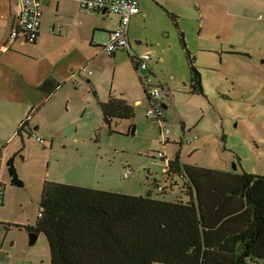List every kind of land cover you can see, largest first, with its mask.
<instances>
[{
    "label": "rangeland",
    "instance_id": "obj_1",
    "mask_svg": "<svg viewBox=\"0 0 264 264\" xmlns=\"http://www.w3.org/2000/svg\"><path fill=\"white\" fill-rule=\"evenodd\" d=\"M198 1L203 7L205 4V14L200 13L202 19L188 21L183 32L201 73L204 95L189 92V61L178 33L170 41L172 51L166 52L175 78L157 57L153 60L163 71L159 80L174 99L168 110L172 129L179 131V121L184 119L186 137H199L183 147L176 142L160 143L159 123L146 118L145 93L137 87L138 80L130 83L136 75L127 56L119 68L123 77L113 86L114 61L100 51L97 63L105 67L103 75L89 68L99 73L97 100L84 81L86 74L76 76L81 83L78 89L69 83L61 91L63 98L53 113L59 121H45L65 134L54 141V150L27 133L18 135L16 122L25 109L19 107L36 99L31 84L45 67L15 55V59H9L13 69H0V184L4 187L0 264H50L47 238L41 233L36 244L30 245L28 230L37 223L45 182L131 196L150 193L176 202L178 198L187 199L179 193L182 179L168 171L169 160L179 153L181 165L264 174V0ZM130 39L135 45L136 40L132 36ZM210 50L217 53L210 54ZM238 51L241 55L234 54ZM110 91L117 97L126 95L132 104L137 99L143 101L141 107L136 106L132 121H117L110 128L104 125L100 102L108 100ZM66 97L70 98L68 107ZM14 129L16 137L11 136ZM173 139L178 140L176 135ZM158 152L165 154L164 160ZM11 158L22 188L10 183L7 166Z\"/></svg>",
    "mask_w": 264,
    "mask_h": 264
},
{
    "label": "trees",
    "instance_id": "obj_2",
    "mask_svg": "<svg viewBox=\"0 0 264 264\" xmlns=\"http://www.w3.org/2000/svg\"><path fill=\"white\" fill-rule=\"evenodd\" d=\"M172 21L189 61V92L203 96L201 73L178 17L173 16ZM130 58L139 72V57ZM144 78L141 83L150 106L161 108V120H153L161 131V123H168L163 100L172 97L171 91L155 85L161 94L152 98ZM100 109L109 128L114 122L135 118V108L114 94L100 103ZM23 125L20 136L26 133ZM180 156L168 162V171L182 179L179 193L186 200L174 202L150 193L131 196L45 182L37 223L28 230L47 238L50 264L264 263V174L236 175L235 171L181 165ZM7 168L11 185L22 188L14 158ZM0 193L3 205L2 184Z\"/></svg>",
    "mask_w": 264,
    "mask_h": 264
},
{
    "label": "crops",
    "instance_id": "obj_3",
    "mask_svg": "<svg viewBox=\"0 0 264 264\" xmlns=\"http://www.w3.org/2000/svg\"><path fill=\"white\" fill-rule=\"evenodd\" d=\"M42 1L43 13L39 37L35 44H25L22 37L15 39V41H11L9 37L10 32L18 25L19 13H21V0H0V69H13L9 59L11 57L15 59V55L20 56V58L25 57V59L35 62V64L42 63V67H45L44 71L39 73L33 81L31 80L33 78L26 76L24 73L22 74L24 78L28 77L32 81L31 86L36 89V99L33 102L31 99L19 107V109L22 107L25 109L20 112L19 117H16V122L17 131L20 130L21 124L26 122L22 131H25L30 136L32 131H34L38 137L45 139L44 145H49L50 149L54 150V141L62 139L65 134L59 130L56 131L53 126H48L45 121L46 119L53 120V122L59 121V117L55 118L53 113L57 112V102L63 98L61 91L69 83L72 84L73 89H78L81 85L80 81L76 79L78 75L86 74L85 83L92 90L91 94L93 97L95 99L98 97L99 73L94 74L89 68L91 67L95 71L99 70L101 76L103 75L105 67L97 63V60L101 56L100 51H103L102 47L107 43L110 34L116 30L119 19L116 15L84 13L80 11L78 3L73 0ZM138 5L139 14L133 16L130 23L129 41L131 47L128 51L115 52L109 58L114 61L111 73L113 86L117 78L121 79L123 77V73L119 71V68L124 56H127L130 59L129 64L136 75L135 78H131L130 83L136 84L138 80L137 87H140L145 93L141 78L149 74L152 75L154 85L165 87L159 80V76L163 71L158 67L157 62H153L155 57H157L161 65L170 70L172 78H175L168 61L171 57L166 54L167 50L172 51L173 45L170 44V41L176 38V33H179L172 21L173 16L178 17L181 31H184L183 28L186 27L188 21L192 19L197 21L201 17L200 13L204 16L205 13L202 9L205 8V4L203 7L198 0H138ZM131 36L136 40L135 45L131 42ZM146 52L150 53L151 57L149 73L136 72L130 56L138 57ZM215 52L217 53L214 50L209 51L210 54H215ZM234 54L241 55L239 51ZM167 90L170 91V89ZM93 92L96 96H94ZM115 93L110 91L108 95H116ZM120 97L135 109L137 108L136 106L141 107L143 105V101L140 99H137L132 104L126 95H121ZM170 98H165L163 103L166 109L164 117L172 129L168 110L171 108L169 102H173L174 99ZM64 99L67 101L66 107H68L70 98L66 97ZM145 99L149 109L150 104L146 95ZM11 108L13 110V107ZM179 122L182 123L179 131L172 129L173 136L176 135L178 140H174L172 136L169 143L176 142L179 144L186 134V120L180 119ZM17 131L14 129L11 136L16 137ZM157 189L161 190V187L158 186Z\"/></svg>",
    "mask_w": 264,
    "mask_h": 264
},
{
    "label": "built area",
    "instance_id": "obj_4",
    "mask_svg": "<svg viewBox=\"0 0 264 264\" xmlns=\"http://www.w3.org/2000/svg\"><path fill=\"white\" fill-rule=\"evenodd\" d=\"M79 5L80 11L92 14L103 13L118 16L119 22L115 31H113L107 43L102 47L103 51L112 55L115 52L128 51L130 46L129 32L131 18L139 14L138 0H73ZM43 13L42 0H21V13H19V21L16 28L10 32V40L22 37L25 44H35L39 37V29L41 27V18ZM139 57V72L149 73V63L151 60L150 53L138 56ZM82 69V68H81ZM144 83L149 87V93L152 98H158L161 94L160 90L155 87L152 81V76L147 75L144 78ZM146 118L148 120H161L162 112L160 107H152L147 110ZM26 123V122H24ZM22 125V124H21ZM24 126V125H23ZM160 143L166 145L173 136V131L169 123L162 122L160 125ZM31 137L35 138L37 143L44 145L45 139L38 137L32 131ZM193 140H198V136H194ZM192 139L183 136L182 146L191 144ZM160 160L165 159L164 153H157ZM2 194L0 193V204L2 203Z\"/></svg>",
    "mask_w": 264,
    "mask_h": 264
},
{
    "label": "water",
    "instance_id": "obj_5",
    "mask_svg": "<svg viewBox=\"0 0 264 264\" xmlns=\"http://www.w3.org/2000/svg\"><path fill=\"white\" fill-rule=\"evenodd\" d=\"M38 235L35 232L30 233V245L36 244Z\"/></svg>",
    "mask_w": 264,
    "mask_h": 264
}]
</instances>
